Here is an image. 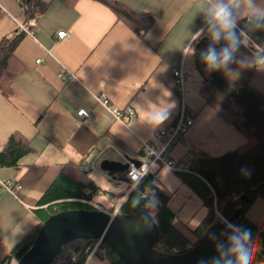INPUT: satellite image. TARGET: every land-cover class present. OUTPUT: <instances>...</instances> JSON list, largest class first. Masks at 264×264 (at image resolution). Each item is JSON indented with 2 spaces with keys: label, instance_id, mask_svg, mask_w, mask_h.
<instances>
[{
  "label": "crops",
  "instance_id": "1",
  "mask_svg": "<svg viewBox=\"0 0 264 264\" xmlns=\"http://www.w3.org/2000/svg\"><path fill=\"white\" fill-rule=\"evenodd\" d=\"M40 1L48 3V9L26 26L21 23L18 0H0L8 13L0 14V40L23 31L17 23L33 31L32 36L25 33L15 50L23 70L14 83L12 96L6 99L0 94V150L13 133L28 139L34 150L21 162L19 172L0 167V180L12 181L18 187L13 193H0V262L37 226L38 201L67 163L93 166L94 170L87 173L99 189L92 203L98 210L118 211L127 194L118 198L125 191L116 182L126 172L106 173L100 164L108 160L130 166V162L134 165L145 161L142 142L152 141L156 150L160 149L155 134L172 125L181 111L175 70L183 68L189 73L184 82V101L194 124L186 134L187 143L175 146L170 156L179 160L191 152L194 158L202 154L216 158L246 142L235 127L205 104L202 96L204 92L221 106L228 105L211 84L203 83L209 72L200 53L213 41L210 34L199 32L208 23L209 0H115L155 19L152 27L140 35L97 1L77 0L74 5L63 0ZM255 3L264 8V0ZM231 6L237 22L250 17L243 0H231ZM62 31L68 36L59 39L57 34ZM217 44V50L224 46ZM250 44L245 39L234 53L239 63L231 67L239 76L234 72L233 78H228L217 72L233 89L248 85L264 95V62L256 65L260 54L250 49ZM99 94L112 107L131 108L133 118L125 114L123 121H116L96 103ZM151 105H167L170 118L160 126L148 123L143 119L144 111ZM79 110H85L89 118L78 116ZM93 173L112 181L117 191H105L91 177ZM150 175L169 197L167 207L175 216V228L195 244L194 232L207 216L202 199L176 172L160 167L153 168ZM97 198L107 201L103 203L105 209ZM246 217L256 227L263 225L264 199L255 201ZM87 264L113 263L93 256ZM255 264H264V258Z\"/></svg>",
  "mask_w": 264,
  "mask_h": 264
},
{
  "label": "trees",
  "instance_id": "2",
  "mask_svg": "<svg viewBox=\"0 0 264 264\" xmlns=\"http://www.w3.org/2000/svg\"><path fill=\"white\" fill-rule=\"evenodd\" d=\"M63 1L74 5L77 0ZM94 1L108 7L118 20L137 35L144 34L155 22L151 15L135 13L118 1ZM18 3L21 23L26 26L31 21L36 22L49 7L48 3L40 0H31L29 3L18 0ZM237 34L240 44L249 39L250 49L264 54V18L246 17L240 20L237 22ZM24 36L23 31H16L11 37L0 40V94L6 99L12 96L14 83L23 70L15 56V50ZM220 44H225V41H220L217 45ZM208 72L209 76L203 79V83L211 84L228 100V105L221 106L202 92L205 104L235 127L246 142L220 157L213 158L202 154L190 162L186 173L177 174L202 199L207 208L206 218L194 232L196 243L217 220H228L239 212L235 225L252 230L256 248L255 264L261 257L264 258V224L256 227L247 219L246 212L255 201L264 199V95L248 85L233 89L217 71ZM33 154L30 141L19 133H13L0 150V167L19 172L21 162ZM84 167L82 164L64 165L61 173L38 201L35 212L39 223L9 251L0 264H17L31 249L39 229L49 218L65 211L97 210L92 202L99 188L83 170ZM153 193L159 198L157 208L151 212L159 237L153 248L168 255L187 253L196 243L190 244L175 228V216L167 207L169 197L155 185L152 175H147L126 196L117 213L129 215L145 211L146 198ZM124 195L125 192H122L118 198ZM96 244L97 240L94 239H71L61 247L51 264H85ZM99 248L106 251L102 258L109 259L113 264H124L104 244H100Z\"/></svg>",
  "mask_w": 264,
  "mask_h": 264
},
{
  "label": "water",
  "instance_id": "3",
  "mask_svg": "<svg viewBox=\"0 0 264 264\" xmlns=\"http://www.w3.org/2000/svg\"><path fill=\"white\" fill-rule=\"evenodd\" d=\"M134 165L138 167L140 163ZM128 168L129 164L108 160L100 164V169L110 174L123 173ZM143 212L129 215L100 210L61 212L44 222L33 246L17 264H51L61 247L77 238L100 240L124 264H213L221 259L210 233L224 239L221 234L227 229L225 220L220 218L211 225L187 253L168 255L153 248L159 239L158 229L152 218L150 223L141 220ZM238 215L239 212L226 221L235 225Z\"/></svg>",
  "mask_w": 264,
  "mask_h": 264
},
{
  "label": "clouds",
  "instance_id": "4",
  "mask_svg": "<svg viewBox=\"0 0 264 264\" xmlns=\"http://www.w3.org/2000/svg\"><path fill=\"white\" fill-rule=\"evenodd\" d=\"M209 3L206 20L209 24L208 32L213 45L200 53L202 63L210 72L220 71L228 78H233L234 72L236 76H239V73L231 67L232 64L239 63L234 55L240 47V39L237 34L238 16L234 15L231 0L229 3H224L223 0H209ZM243 4L250 17L264 18V8L258 6L255 0H243ZM201 31L203 32V29ZM221 40H224L225 44L217 50L214 45ZM144 112L143 119L153 126L164 124L172 114L167 105H151L149 110ZM137 179L140 180L141 177ZM158 204L159 198L154 193L147 197L141 220L150 223L151 212L157 208ZM225 223L227 229L221 234L224 239L218 238L216 233H210V239L216 242V250L221 257L219 260H214L213 264H254L256 248L252 230L228 221Z\"/></svg>",
  "mask_w": 264,
  "mask_h": 264
},
{
  "label": "built area",
  "instance_id": "5",
  "mask_svg": "<svg viewBox=\"0 0 264 264\" xmlns=\"http://www.w3.org/2000/svg\"><path fill=\"white\" fill-rule=\"evenodd\" d=\"M5 13L8 14L4 10V8L0 5V14H5ZM17 24L20 26V28L23 30L24 33H26L29 36L33 35L32 30H26L19 23ZM208 27L209 24L205 23L201 28L203 29V32L200 30L199 34H203V35L209 34ZM57 36L59 39H64L68 36V34L62 31V32H58ZM259 54L260 56L259 58H257L256 61L257 66L261 65L264 62V54L261 51L259 52ZM188 74L189 73L184 71L183 68L173 71V76L176 82V90L179 93V96L182 101L181 111L179 113V116L176 118V120L173 122L172 125H170L168 128L158 131L155 134L154 138L157 141H159L161 144L160 149L158 151L156 150L152 141L142 142L141 151L145 156V161L141 162L138 167L131 164L128 170L126 171L124 178H121L116 182L117 187L120 188L121 190H124L125 194L128 195L132 190H134L135 187L147 175H149L152 172L153 168L164 167L169 169L170 171L176 173H182L187 171L186 166L194 159V156L191 152H187V154L179 160H174L170 156V153L175 146L179 144L187 143L186 134L189 128L194 124V118L188 114V107L186 106L184 101L183 88H184V82L188 77ZM71 77L73 78L72 75L70 76V78ZM95 100L96 103L99 106L103 107L105 110H107L116 121H123V117L125 114L130 119H132L134 116V112L131 108H127L126 110H120L118 108L112 107L108 99L103 94H99L95 96ZM77 115L81 117L89 118V114L85 110H79ZM83 170L86 172L92 171L94 170V167L93 166L84 167ZM138 177H141V179L138 180L137 179ZM17 188L18 187L16 183L12 181L0 180V193L2 191L13 193ZM98 194L101 195L102 193L99 192ZM116 213L117 212L115 211L110 214H116ZM100 244H102L101 241L97 240V244L94 247L90 257L93 256L104 257L106 255V251L99 248ZM85 264H87V262Z\"/></svg>",
  "mask_w": 264,
  "mask_h": 264
},
{
  "label": "rangeland",
  "instance_id": "6",
  "mask_svg": "<svg viewBox=\"0 0 264 264\" xmlns=\"http://www.w3.org/2000/svg\"><path fill=\"white\" fill-rule=\"evenodd\" d=\"M196 75H197L198 77H200V73H199V72H197ZM191 173H192V172H191ZM91 177H92L94 180H96L98 183H101V184H99V186L102 187V188H104L105 191H112V192H115L116 189H115V187H114L112 181H108V180H103V179H101V176H99L97 173H93V174L91 175ZM111 182H112V183H111ZM116 191H117V190H116ZM96 201L99 202L100 204H102V206H101L102 209H105V206H103V203H104V205H105V203L107 202L106 200H104L103 198H97ZM97 210H98V209H97ZM100 211H104V210H100ZM107 211H109V210H107ZM104 212H105V211H104ZM107 213H109V212H107ZM109 214H110V213H109Z\"/></svg>",
  "mask_w": 264,
  "mask_h": 264
}]
</instances>
